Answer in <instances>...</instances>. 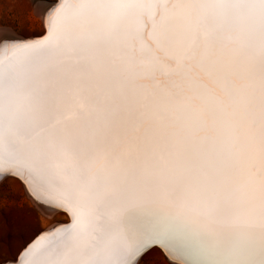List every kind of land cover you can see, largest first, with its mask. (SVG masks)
<instances>
[{
  "label": "snow or ice",
  "instance_id": "snow-or-ice-1",
  "mask_svg": "<svg viewBox=\"0 0 264 264\" xmlns=\"http://www.w3.org/2000/svg\"><path fill=\"white\" fill-rule=\"evenodd\" d=\"M44 7L0 35V179L68 220L10 264H264V0Z\"/></svg>",
  "mask_w": 264,
  "mask_h": 264
},
{
  "label": "rangeland",
  "instance_id": "rangeland-1",
  "mask_svg": "<svg viewBox=\"0 0 264 264\" xmlns=\"http://www.w3.org/2000/svg\"><path fill=\"white\" fill-rule=\"evenodd\" d=\"M38 2L45 4L48 0H0L2 34L11 32L19 38H28L44 33L42 21L45 11L44 7L37 6ZM26 191L22 182L15 177L0 179V264L14 260L26 244L55 221H67L68 217L63 214L46 219L39 211L34 210L32 198ZM17 221L28 222L37 227L18 229L15 226ZM157 248L152 247L146 252L139 264H177Z\"/></svg>",
  "mask_w": 264,
  "mask_h": 264
},
{
  "label": "bare ground",
  "instance_id": "bare-ground-1",
  "mask_svg": "<svg viewBox=\"0 0 264 264\" xmlns=\"http://www.w3.org/2000/svg\"><path fill=\"white\" fill-rule=\"evenodd\" d=\"M44 3L42 2V3H40V2H38L37 3V6L38 7H40V6H42V7H44ZM44 11H46V9H45V7H44ZM45 13V12H44ZM42 23H43V21H42ZM2 29V28H1ZM3 31H5V30H3ZM0 35H9V36H13V37H17V36H14V35H12L11 34V32L10 33H8V32H4L3 34H2V31H0ZM13 177V176H12ZM16 178V177H15ZM19 180V179H18ZM20 182H22L21 180H19ZM22 184H23V182H22ZM24 185V184H23ZM24 188H25V185H24ZM26 189V188H25ZM27 192V191H26ZM28 193V192H27ZM30 197V196H29ZM33 201V200H32ZM34 203V202H33ZM51 218V217H50ZM49 219V218H48ZM66 220H68V218L66 219ZM67 222V221H66ZM50 227V226H49ZM49 227H47V228H45L44 230H46V229H48ZM154 247V246H153ZM158 250H160L165 256H167L168 257V255L165 253V251H164V249L163 248H161V247H159L158 246V248H157ZM169 258V257H168ZM172 260V259H171ZM175 261V260H174Z\"/></svg>",
  "mask_w": 264,
  "mask_h": 264
},
{
  "label": "water",
  "instance_id": "water-1",
  "mask_svg": "<svg viewBox=\"0 0 264 264\" xmlns=\"http://www.w3.org/2000/svg\"><path fill=\"white\" fill-rule=\"evenodd\" d=\"M43 34H44V33H42L41 35H38V36H32V37L23 38V39H35V38H38L39 36H42ZM42 231H44V230H42ZM42 231H41V232H42ZM38 234H39V233H38ZM38 234H37V235H38ZM35 238H36V237H35ZM35 238H34V239H35ZM34 239H33V240H34ZM33 240H31L30 242H32ZM30 242H29V243H30ZM26 245H27V244H26ZM154 247H155V246H154ZM156 247H158V245H157ZM10 262H11V261H9V264H10ZM3 264H5V263H3Z\"/></svg>",
  "mask_w": 264,
  "mask_h": 264
}]
</instances>
